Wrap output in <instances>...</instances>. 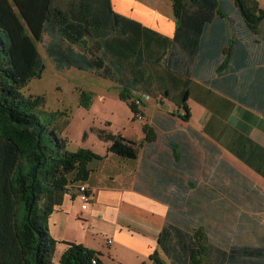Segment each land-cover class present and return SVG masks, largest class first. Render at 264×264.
I'll list each match as a JSON object with an SVG mask.
<instances>
[{"label": "crops", "instance_id": "0c3cea01", "mask_svg": "<svg viewBox=\"0 0 264 264\" xmlns=\"http://www.w3.org/2000/svg\"><path fill=\"white\" fill-rule=\"evenodd\" d=\"M220 1L208 18L190 8L186 18L200 21V29L185 24L186 37L171 48L175 74L188 83V119L181 120L174 103L139 94L154 141L145 143L143 132L117 135L137 144L135 160L114 156L99 140L100 148H84L103 159L91 165L84 183L92 195L87 209L71 191L49 217L59 257L72 243L96 252L100 264H152L153 254L165 262L158 238L172 221L188 222L194 213L198 225L200 207L212 214L249 209L264 193V20L250 30L233 0ZM110 2L119 16L173 39L171 6L166 12L138 0ZM192 103L200 110L196 120ZM178 206L188 212L179 216Z\"/></svg>", "mask_w": 264, "mask_h": 264}, {"label": "trees", "instance_id": "16d2710c", "mask_svg": "<svg viewBox=\"0 0 264 264\" xmlns=\"http://www.w3.org/2000/svg\"><path fill=\"white\" fill-rule=\"evenodd\" d=\"M220 2L171 0L177 27L170 41L119 16L110 0H0V264L101 263L96 252L72 243L57 262L53 259L57 242L49 234V217L103 158L83 148L69 152L62 136L68 122L54 130L41 124L35 111L43 99L23 95L27 83L45 69L37 44L48 38L43 49L55 70L76 69L115 83L117 98L134 116L131 93H140L174 103L185 122L188 83L175 74L171 48L178 36L186 37L185 24L200 29V21L186 18L190 8L208 18ZM233 8L250 30L264 20L256 0H233ZM80 97L84 101L83 93ZM141 129L145 143L154 141L146 124ZM96 136L120 159L138 156L136 143L99 130ZM175 209L181 216V207ZM187 217L188 222L172 221L159 235V250L169 264H264V240L255 247L213 245L201 223L194 224V213ZM150 259L167 264L156 254Z\"/></svg>", "mask_w": 264, "mask_h": 264}, {"label": "rangeland", "instance_id": "374dc122", "mask_svg": "<svg viewBox=\"0 0 264 264\" xmlns=\"http://www.w3.org/2000/svg\"><path fill=\"white\" fill-rule=\"evenodd\" d=\"M138 1L150 6L160 4L166 12L171 6V0ZM259 6L264 9V0H259ZM47 42L48 38H45L42 44H37V50L45 66L44 72L39 78L31 79L22 92L25 97L38 96L43 99L42 106L35 111L41 124L48 125L54 130L56 125L68 122L62 136L69 152H75L80 148L86 149L91 145L93 148L97 146L100 148L102 144L96 136L98 130L130 138L142 133L141 127L145 123V117L140 109L134 116L130 108L117 98L120 87L113 82L101 80L93 73L76 69L55 70L43 49ZM82 93L85 95L84 101L80 97ZM139 94L131 93L133 103L140 100ZM190 108L196 120L199 117L197 111L200 110L193 103L190 104ZM138 115L141 120L138 119ZM224 189L222 196L227 195ZM263 194L254 196V204L249 209H221L220 214L213 210L212 214V209L200 207L199 214L203 222L201 226L206 238H210L208 241L220 247L229 244L259 246L264 240ZM53 259L55 262L58 261L57 251ZM165 262L169 264L168 261Z\"/></svg>", "mask_w": 264, "mask_h": 264}, {"label": "built area", "instance_id": "2783aa9c", "mask_svg": "<svg viewBox=\"0 0 264 264\" xmlns=\"http://www.w3.org/2000/svg\"><path fill=\"white\" fill-rule=\"evenodd\" d=\"M134 105L136 106L137 108L136 110L138 111V109H140L142 104L140 100H136L134 102ZM137 117L139 120H141V117L139 115ZM71 191L75 192L79 202L81 203V210L82 211L86 210L89 202L92 199V195L89 189L85 186V184L80 183V184L75 185L72 189L69 190V192ZM110 243L111 241H107V244H110ZM95 263H96V260H93V264Z\"/></svg>", "mask_w": 264, "mask_h": 264}]
</instances>
